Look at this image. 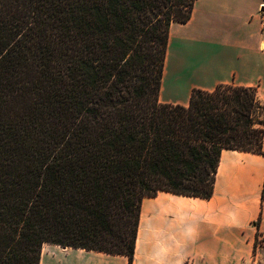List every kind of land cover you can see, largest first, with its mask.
Segmentation results:
<instances>
[{"label":"trees","instance_id":"obj_1","mask_svg":"<svg viewBox=\"0 0 264 264\" xmlns=\"http://www.w3.org/2000/svg\"><path fill=\"white\" fill-rule=\"evenodd\" d=\"M194 1L0 0V264L43 243L131 264L144 197L209 198L221 149L263 152L253 86L159 101Z\"/></svg>","mask_w":264,"mask_h":264},{"label":"crops","instance_id":"obj_2","mask_svg":"<svg viewBox=\"0 0 264 264\" xmlns=\"http://www.w3.org/2000/svg\"><path fill=\"white\" fill-rule=\"evenodd\" d=\"M262 3L195 0L186 22H171L159 101L186 105L192 88L219 83L253 86L264 120ZM262 150L221 149L209 198L165 190L154 202L144 197L131 264H264V135ZM53 254L59 264H128L125 255L52 243L42 244L39 264Z\"/></svg>","mask_w":264,"mask_h":264},{"label":"rangeland","instance_id":"obj_3","mask_svg":"<svg viewBox=\"0 0 264 264\" xmlns=\"http://www.w3.org/2000/svg\"><path fill=\"white\" fill-rule=\"evenodd\" d=\"M184 82H185L184 79H178L177 85L179 86V90H181L182 84ZM165 87L168 88V79L167 78L165 80ZM145 199H146V201L144 203H151V202L155 201V198L148 197V198H145ZM51 256H53V257L48 256V257L45 258L44 264H59L57 262V259H55L56 256L54 254L51 255Z\"/></svg>","mask_w":264,"mask_h":264},{"label":"built area","instance_id":"obj_4","mask_svg":"<svg viewBox=\"0 0 264 264\" xmlns=\"http://www.w3.org/2000/svg\"><path fill=\"white\" fill-rule=\"evenodd\" d=\"M260 30L264 32V3H262L257 11Z\"/></svg>","mask_w":264,"mask_h":264}]
</instances>
